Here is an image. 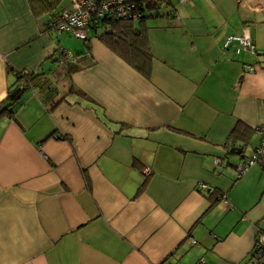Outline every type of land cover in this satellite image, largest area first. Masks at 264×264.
Listing matches in <instances>:
<instances>
[{
    "label": "crops",
    "instance_id": "obj_1",
    "mask_svg": "<svg viewBox=\"0 0 264 264\" xmlns=\"http://www.w3.org/2000/svg\"><path fill=\"white\" fill-rule=\"evenodd\" d=\"M210 1L145 9L146 76L93 30L66 41L49 13L0 0V102L15 71L39 74L0 117V264H254L264 169L234 166L264 125V12ZM244 31L255 52L226 45Z\"/></svg>",
    "mask_w": 264,
    "mask_h": 264
},
{
    "label": "built area",
    "instance_id": "obj_2",
    "mask_svg": "<svg viewBox=\"0 0 264 264\" xmlns=\"http://www.w3.org/2000/svg\"><path fill=\"white\" fill-rule=\"evenodd\" d=\"M236 1L243 3L245 0ZM250 1L253 2L250 3L253 8L264 12V0ZM144 11L145 3L139 4L136 0H70V8H62L57 15L49 18L47 27L58 33L67 32L80 40H86L89 30L102 29L104 24H106L105 21L110 18L130 20L133 23L139 22L143 17ZM231 42L235 43V52H240L241 50L255 52V44L245 31L229 36L226 45ZM63 53L64 55L72 56L67 51ZM254 131L259 135L260 142L249 155L243 157L234 166L238 178L254 165L264 169V125L257 126ZM214 164H221V159L215 158ZM221 200L230 205L224 195L221 196ZM192 243H194V240ZM251 257L254 264H264V230H258L256 233Z\"/></svg>",
    "mask_w": 264,
    "mask_h": 264
},
{
    "label": "trees",
    "instance_id": "obj_3",
    "mask_svg": "<svg viewBox=\"0 0 264 264\" xmlns=\"http://www.w3.org/2000/svg\"><path fill=\"white\" fill-rule=\"evenodd\" d=\"M136 1L139 4L145 3V9H157V4H160L164 0ZM28 2L32 11L37 15L49 13L51 18L57 15V13L61 10L56 9L60 0H28ZM146 15L147 14L143 13V17L139 20V22H142ZM105 23L106 24H104V27L100 29V31L93 29L95 32L94 35L110 49L122 56L136 70L146 76H149L153 55L150 51L143 31L130 20L110 18L109 20L105 21ZM64 51L66 50L62 49L61 55H64ZM14 73L15 80L9 86L5 99L0 102V117L4 115L11 117L14 116V108L23 94L24 85L31 83L39 75L36 72L25 71H15ZM250 131L251 129L246 124L242 123L241 121H237L230 131V136L240 137L245 140L248 137ZM232 149L234 152L238 150L235 147ZM208 196L209 198L213 197L211 201L212 206L216 203L218 198H221L222 195L218 196L217 191L213 190Z\"/></svg>",
    "mask_w": 264,
    "mask_h": 264
},
{
    "label": "rangeland",
    "instance_id": "obj_4",
    "mask_svg": "<svg viewBox=\"0 0 264 264\" xmlns=\"http://www.w3.org/2000/svg\"><path fill=\"white\" fill-rule=\"evenodd\" d=\"M233 1L232 0H211L210 2H206V4L202 3V7L204 8L203 10L206 11V13H208V15H212V16L213 15L220 16V14L230 15L232 14L233 7L236 4V3H233ZM63 4L66 5L64 8H70V0H63ZM61 36L65 37L66 41L75 40V41L82 43L80 39L72 35H68L67 32H62Z\"/></svg>",
    "mask_w": 264,
    "mask_h": 264
},
{
    "label": "water",
    "instance_id": "obj_5",
    "mask_svg": "<svg viewBox=\"0 0 264 264\" xmlns=\"http://www.w3.org/2000/svg\"><path fill=\"white\" fill-rule=\"evenodd\" d=\"M231 151H232V152H234V150H233V149H231ZM237 152H238V150H237ZM201 264H202V263H201Z\"/></svg>",
    "mask_w": 264,
    "mask_h": 264
}]
</instances>
